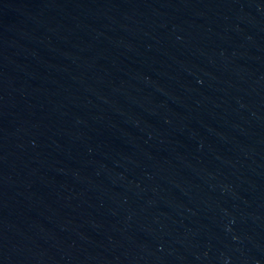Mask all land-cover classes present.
Returning a JSON list of instances; mask_svg holds the SVG:
<instances>
[{
    "label": "water",
    "instance_id": "water-1",
    "mask_svg": "<svg viewBox=\"0 0 264 264\" xmlns=\"http://www.w3.org/2000/svg\"><path fill=\"white\" fill-rule=\"evenodd\" d=\"M0 264H264V0H0Z\"/></svg>",
    "mask_w": 264,
    "mask_h": 264
}]
</instances>
